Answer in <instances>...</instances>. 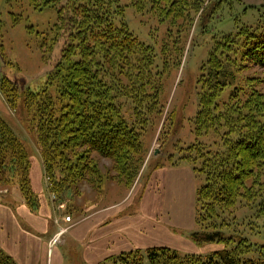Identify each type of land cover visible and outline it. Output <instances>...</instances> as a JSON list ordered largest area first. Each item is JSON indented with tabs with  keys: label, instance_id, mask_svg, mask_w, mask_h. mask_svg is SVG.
I'll return each mask as SVG.
<instances>
[{
	"label": "trees",
	"instance_id": "16d2710c",
	"mask_svg": "<svg viewBox=\"0 0 264 264\" xmlns=\"http://www.w3.org/2000/svg\"><path fill=\"white\" fill-rule=\"evenodd\" d=\"M44 1L45 6H59L58 28L66 35V43L58 69L40 91L25 92L23 106L31 113L30 123L53 191L58 193L65 185H76L87 175L98 177L93 154L109 159L119 179L131 183L143 161L142 133L149 120L137 128L136 121L130 122L126 117L123 106L125 101L133 105L136 120L144 112L150 115L156 106H160L158 114H163L159 105L163 71L156 63L155 50L130 31L124 20L125 7L119 0ZM157 1L148 0L151 7ZM161 1L174 8V0ZM133 6L143 12L137 2ZM188 7L191 9V4ZM164 10L168 17L175 14ZM180 17L183 15L176 18ZM238 35L244 40L231 41L241 49L240 62L264 70V33ZM222 57L215 47L199 81L200 104L194 119L196 142L188 147L194 158L171 165L188 164L195 175L205 177L196 191L195 222L202 227L191 234L192 241L199 245L224 243L225 248L207 255H182L167 247L133 250L99 264L110 260L114 264H144L145 260L150 264H264V243L253 253V245L247 239H239L242 245L237 247L223 232L229 227V220L235 219L231 215L239 204L254 210L256 217L263 220L254 226L258 233L264 232V96L254 90L244 104L237 105L243 88L235 87L227 101H218L228 86L227 76L233 75L226 67L238 65V59L221 60ZM53 79L57 82L53 83ZM9 83L7 100H19L18 86ZM72 155L79 162L84 161L81 167V163H72ZM9 159L25 166L23 193L26 205L32 209L36 199L29 179V156L0 116V172ZM196 162L198 167L192 164ZM58 169L61 177L57 180ZM205 218L224 222L220 228L203 227ZM0 264L17 263L0 249Z\"/></svg>",
	"mask_w": 264,
	"mask_h": 264
},
{
	"label": "rangeland",
	"instance_id": "374dc122",
	"mask_svg": "<svg viewBox=\"0 0 264 264\" xmlns=\"http://www.w3.org/2000/svg\"><path fill=\"white\" fill-rule=\"evenodd\" d=\"M134 1L138 7L143 6V12L133 6ZM168 1L171 3L172 0ZM44 3V0H0V116L23 143L31 167L35 157L45 171L36 134L30 123L31 113L23 106V95L29 91L38 92L47 85L62 62L66 35L58 28L59 6H45ZM174 3L172 8L158 0L151 7L148 0H119L121 7H125L124 20L130 31L142 43L153 47L157 56L156 63L159 70L163 71L159 104L163 114H158L160 106H156L150 115L144 112L136 120L133 105L122 99L125 101L123 111L126 117L130 118V122L136 121L137 128L149 120L142 133L143 161L137 177L131 183L120 180L109 159L93 154L99 170L98 177L87 175L76 185L61 187L57 193L53 191L51 179L44 173L45 184H42L41 195L33 191L36 206L34 204L31 211L44 214L46 225L54 233L49 241V249L51 251L56 246L55 252L60 253L63 264H84L85 244L72 240L68 231L83 223L86 214L118 203L137 202L136 193L140 195L143 191L155 166L177 164L185 158H194V153L188 152V147L196 142L194 119L200 104L199 81L206 73L204 65L208 67L210 53L215 47L218 56H223L221 60L238 59L237 66L226 67L233 75L227 76L228 86L218 101H227L235 87L243 88L235 102L237 105L244 104L254 90L264 96V70L244 61L240 62L241 49L231 41L232 38L238 43L243 41L244 37L238 35L241 32L264 33V0H174ZM190 4L191 9L188 7ZM165 8L175 11V14L168 17ZM180 15L183 17L176 18ZM228 35L232 37L229 38ZM237 69L240 71L236 72ZM121 80L124 84L127 83L124 77ZM9 81L18 86L19 100H7ZM55 82L57 80L53 79V83ZM2 88H5L4 92ZM156 150L159 151L158 154H155ZM70 157L72 163H81L80 167L83 165L84 161L79 162L73 155ZM12 164L10 159L7 160L0 172V202L26 205L23 193L26 185L25 166L18 160ZM192 164L198 167L197 162ZM59 169L55 170L57 180L61 177ZM30 174L31 168L29 179ZM204 180L203 175L197 174L195 187H201ZM181 182L183 181L178 180L172 186L181 195L193 188L191 183L185 180L184 184ZM40 196L46 197L48 211H42L41 205L45 199ZM183 199L187 205V193ZM231 216L235 219L229 220V227L223 229L226 239L232 240L231 243L235 242L238 247L245 238L253 245V253H256L264 243V232L258 233L254 223L261 225L263 220L256 217L254 210L240 204ZM222 222L224 221L205 218L202 224L203 227L215 225L220 228ZM201 227L202 225L196 226L189 234L190 240L191 234ZM56 238L58 242L53 245ZM195 244L199 248L213 245V250L202 251L200 255L222 250L226 246L224 243ZM178 252L187 254L181 250ZM49 260L51 262V256ZM104 264H114V260ZM144 264L150 263L145 260Z\"/></svg>",
	"mask_w": 264,
	"mask_h": 264
},
{
	"label": "crops",
	"instance_id": "0c3cea01",
	"mask_svg": "<svg viewBox=\"0 0 264 264\" xmlns=\"http://www.w3.org/2000/svg\"><path fill=\"white\" fill-rule=\"evenodd\" d=\"M44 173L42 164L34 157L30 179L32 189L38 195L42 193V184H45ZM148 178L140 195L136 193L137 202L118 203L86 214L83 223L68 231L72 240L85 244L84 264H99L121 253L157 247L181 250L187 254L213 250V245L199 248L189 238L196 229L198 188L194 184L196 175L193 168L185 163L159 165L154 167ZM178 180L193 186L186 191L187 205L183 199L186 193L181 195L172 189ZM40 197L45 199L40 208L48 211L46 197ZM41 213H33L25 204L17 206L0 202V249L17 264H63L60 253L55 252L56 246L51 251L49 249L54 233Z\"/></svg>",
	"mask_w": 264,
	"mask_h": 264
},
{
	"label": "built area",
	"instance_id": "2783aa9c",
	"mask_svg": "<svg viewBox=\"0 0 264 264\" xmlns=\"http://www.w3.org/2000/svg\"><path fill=\"white\" fill-rule=\"evenodd\" d=\"M57 242H58V239L56 238V239L54 240L53 245L57 244Z\"/></svg>",
	"mask_w": 264,
	"mask_h": 264
},
{
	"label": "water",
	"instance_id": "95a60500",
	"mask_svg": "<svg viewBox=\"0 0 264 264\" xmlns=\"http://www.w3.org/2000/svg\"><path fill=\"white\" fill-rule=\"evenodd\" d=\"M158 152H159V151H158V150H156L155 154H158Z\"/></svg>",
	"mask_w": 264,
	"mask_h": 264
}]
</instances>
